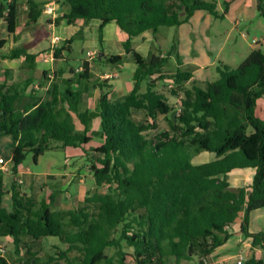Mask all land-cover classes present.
<instances>
[{
    "label": "trees",
    "instance_id": "1",
    "mask_svg": "<svg viewBox=\"0 0 264 264\" xmlns=\"http://www.w3.org/2000/svg\"><path fill=\"white\" fill-rule=\"evenodd\" d=\"M62 1L68 7L67 24L100 22L101 52L103 29L115 22L127 34L126 53L141 71L122 101L112 102L107 93L100 96L104 142L91 150L90 157L96 190L88 193L85 206L67 213L72 225L80 228L71 234L63 233L61 212L50 205L33 212L34 200L23 199L16 188L19 167L28 152L33 153L35 164L53 149L81 148L88 153L84 146L91 141V118L79 112L81 92L68 88L63 93L64 117L60 118L53 99L43 100L37 90L27 94L32 79L0 82V135L12 137L16 144L10 168L11 212L3 207L5 172H0V238L10 236L16 253L23 233L34 240L58 238L66 251L57 250L45 264H72L67 255L73 249L82 253L79 264H127L125 247L133 251V264H206L232 237L229 229L240 220V233L249 240L252 252L241 264H264L256 253H264V233L249 231L251 214L264 209V119L256 113L264 98V53L254 49L238 68L219 67L218 79L207 82L205 88H187L184 83L193 76L179 68L173 75L153 79L167 58L155 56L146 61L135 52L131 40L145 32L155 34L161 27L180 26L196 11L219 18L215 3L180 0L171 7L173 0ZM28 4V19L35 22L43 10L32 0ZM256 8L264 18V0H256ZM182 9L184 21L179 18ZM20 14L15 0H0V16L9 34H14ZM72 42L55 48L54 59H60L64 51L70 54ZM5 44L0 40V48ZM21 56L35 60L26 49H15L13 57ZM176 59L180 65L179 56ZM121 60V56L108 58L112 64ZM165 79L173 81L171 94L180 98L176 121L171 117L176 110L156 90L157 82ZM134 112L144 113L146 120L137 122ZM159 116H168L172 127L151 141ZM77 124L83 126L82 132ZM204 153L214 155V160L195 163L194 158ZM239 169H253L255 174L249 185L235 189L228 175ZM102 187H106L103 194L98 191ZM90 205L98 206L94 220ZM109 249L115 255H108ZM0 264L6 261L0 258Z\"/></svg>",
    "mask_w": 264,
    "mask_h": 264
},
{
    "label": "crops",
    "instance_id": "2",
    "mask_svg": "<svg viewBox=\"0 0 264 264\" xmlns=\"http://www.w3.org/2000/svg\"><path fill=\"white\" fill-rule=\"evenodd\" d=\"M10 1L11 0H9V2ZM15 1L19 6L20 11L22 9V10H26L27 12L26 15H23L21 11V14L18 19V25L14 34H9L7 24L3 19V17L0 16V40L6 41V44L2 48H0V82L7 84H14V83H20V81H24L25 79L26 80L32 79L34 82L35 79H40V81L43 82L45 79L48 80L47 77L45 76L43 77V74L47 73V76L51 77L50 71L51 72L53 71L54 75L52 77V81H48L47 84L50 85L53 82V80H55L62 84V89H60L62 93H64L68 88H71L73 91L81 92L79 112L87 113L88 116L91 118V122L89 123V133H88V137L91 138V141L88 145L84 146V149L88 151L90 148L92 150L94 148H98L102 146L104 139L102 137V130L100 125L101 122L99 117L100 96L102 94L107 93L109 99L112 102L122 101L132 91L135 83V78L137 74L141 71L139 65H137L135 61H133L130 58V56L126 53L125 43L128 39L127 34L124 33L115 22H111L107 24L103 29V51L101 52V47L98 41V27L100 24L98 20H92L90 22H84L82 20H79L76 23L69 25L67 24L64 18V15L68 11V7L67 5L63 4L62 0H56V1L32 0L36 4L40 5L42 10L46 5H50L53 2H55L56 11L54 12V14H47L44 11H42L41 17L37 21L30 22V20L28 19V10H29L28 2L30 0H15ZM20 5H22V7ZM227 10H228L227 12L224 11L225 16H230L231 12L234 10L235 11L234 13L235 14L238 13L240 16H242L245 22L251 21L252 19H262V17H260L257 13L256 0H229ZM42 16H46V24L40 23V19L42 18ZM203 17L205 19L207 18L206 15H204ZM234 25L235 27H237L239 25V22L236 21ZM254 29L255 30L262 29L264 34V22L258 20V26L257 28L255 27ZM241 35L242 37H245L244 32H241ZM76 38H78L81 41L82 43L81 51L83 54H86L87 58L84 60L82 59L78 67L76 68L71 67L70 72L67 74V72L61 69V67L56 68V64H59V62H63V61L68 62L69 59H73L72 57L74 54V50H76L75 49ZM70 39L73 40L72 44L70 45L71 53L68 54L67 52L64 51L60 59H54L53 57L54 49L62 47L65 41ZM32 41L34 42L33 43L34 45L30 49L26 48V51L29 55L35 56V60L33 62L27 61L25 56H21L19 58L13 57L15 49H22V48L25 49L23 45L30 44ZM131 42L135 52L139 54L146 61L149 60L151 57H155V56L160 58H167L163 48L169 46V41L167 39L166 33L164 32L160 33V29L155 34L152 32H145L140 36L132 38ZM160 44L163 46H160ZM253 44L254 46H251V49L250 51L247 52V54L249 52L251 53L254 49L257 48L264 53V51L262 50V48H264V35L261 36V38L254 37ZM223 47L224 44L221 45L219 49H217V52L215 53L216 57L221 53ZM89 52L95 53L96 56L90 59L88 56ZM101 53L104 54L103 57L99 56ZM176 53L180 57L181 55L180 49H176ZM208 53L210 55L212 54V52L210 51ZM112 56H121L122 60L120 62L112 64L108 62V58ZM194 56L196 57V59L201 60L200 52L198 53L194 51ZM196 59H193V61ZM169 62L173 64V71L165 70L164 64H168ZM180 62L181 64L178 65L177 59L175 60L173 57H169L167 62L164 63L163 66L160 68V71L155 72L153 78H157L160 75H173L176 73L178 68L183 70L182 68L184 62L182 61V59L180 60ZM214 62L215 61H213L212 58L210 59L209 62L208 60L204 62L201 61L192 62L194 67L190 69V71L183 70L185 72L191 73L193 76L192 79L189 80L188 82H185L184 85L187 88H190L188 84L190 82L193 83V86H196L198 82H201L199 84L202 85H205L207 82H212L206 80H210V78L212 80V78H214V75H212L211 72H207L208 70L210 71V67L213 66ZM222 64L226 65L224 63ZM115 68L128 71L130 73L128 75V79H124V80L121 79L118 72L114 70ZM201 71H206V74L204 76V78L206 79L205 81H203V78L196 77L197 74ZM110 73L117 75V77L111 80L105 79V75H108ZM53 90L55 92V97L60 99V102L58 101L57 110L63 111V106L65 105L63 96L60 95L57 89L54 88ZM43 100L48 101L51 99L43 98ZM257 112H258V107L256 109V113ZM135 113L137 112L133 113V118L135 116ZM77 128L79 132L83 131V126L81 124H77ZM15 145L16 144L14 141V146ZM74 149H78L77 151H79L80 149L81 150L80 153L82 155L86 153L81 148H74ZM89 154L93 156L92 151H90ZM204 154L209 155L208 153H204ZM204 154H201L200 156ZM77 156H79V153H77ZM73 157L74 155L69 156L68 158L69 160L66 161V165L63 166L64 172L62 170L58 173H53L52 171H49L42 174L43 178L39 179V181H43L42 182L43 185L41 189H38V185H37L38 183L36 178L33 177L27 183H25V181L21 179V175L23 173V168L21 165L19 167V174L17 176V182L19 185H17L16 190L17 191L22 190L23 191L22 195L26 198L28 197L29 199H32L31 197L33 195L40 198L41 200L40 202H43V204L41 205V209L44 206L50 205L54 211L61 212L62 215L65 210L67 213L70 210H74L75 208L66 209L67 205L72 204V202L75 199L78 201H82V203H84L86 197L89 196L88 193L90 189H94V186H92L90 189H86L83 186V188H79L75 193L72 191V185L75 182L81 185L85 184V176L82 173L80 174L78 172L79 166H77L78 168L75 166ZM73 163L75 167L72 168ZM254 174L255 171L253 169L234 170L228 175V181L232 188L236 189V188L246 187L251 183ZM24 184L28 186V188L31 190L32 192L31 196H28L27 193L24 191V186H23ZM5 191H6V186H5ZM5 197L6 195L4 196L3 199V207L6 209V211L11 212L12 210H8L4 206ZM60 205H62L61 206L62 208L60 207ZM41 209L35 208L33 212H36ZM240 223L241 221L239 220L237 224L233 225L232 228L229 229V232L234 237L233 238L231 237L232 239H229L226 244L218 248V249L221 248L225 249L226 246L227 247L232 246L231 252L233 250L234 253H232L233 255H231L230 257L225 258L226 264H228L227 263L228 261L229 264H233L232 261H235L234 258L235 257L238 258L239 256L243 255L244 250L250 247L249 240L247 239L245 240L240 233ZM249 231L251 233H258V232L264 233V209L258 210L251 214ZM21 238L23 244L19 247V253L15 252V248L14 250H11L10 247L6 248L8 242H13L10 236H3L0 238V247H3L5 249V255L2 258L6 261V264H26L25 262L26 260H28L27 258H32V257L35 258L37 257V259L39 260L42 254L41 252L37 253L36 248L37 250L40 248L45 250L44 253H46L48 257L46 262L49 260L50 257H54L56 255L57 250L66 251V245L62 243L58 238L45 237L39 240H34L30 236H27L26 237L27 239H25L23 238V235L21 236ZM233 239L235 241L231 244L230 241ZM51 249H55L56 253L54 252V250ZM218 249H216L211 256H213L214 254H218L219 253ZM229 251L230 250H227L225 253ZM25 253L27 255H25ZM9 254L14 255L13 258L11 259L12 262L8 259ZM235 254H237V256ZM67 256L72 264H79L82 259V253L76 249L71 250ZM33 262L36 263L35 260L32 261V264ZM217 262L223 263V260L220 261L218 260ZM64 263H65L64 261L60 262V264H64Z\"/></svg>",
    "mask_w": 264,
    "mask_h": 264
},
{
    "label": "rangeland",
    "instance_id": "3",
    "mask_svg": "<svg viewBox=\"0 0 264 264\" xmlns=\"http://www.w3.org/2000/svg\"><path fill=\"white\" fill-rule=\"evenodd\" d=\"M43 1V0H39ZM206 2L210 3H215L217 5V12L219 14V18H216L209 13L207 14L205 11H196L192 17L189 19L188 22H183L180 26H173V27H161L160 28V33L164 32L167 35V39L169 41V46L164 47L163 50L165 52V55L167 57V60L169 57H173L176 60V57L178 58V55L176 53V49H180L181 55H180V60L184 62L183 65V70L190 71L194 67L193 63L194 61L196 62H204L212 58L214 62L213 66L210 67V71L208 70L207 72H211L212 75H214V78H210V80H206L204 78L206 71H201L197 74L196 77L203 78V81H215L218 79L219 74H218V68L223 66L222 63L228 65L231 69H236L239 67V65L247 58L249 53L247 54L248 51H250L251 46H254L253 44V38L258 37L261 38L263 36V30L262 29H257L255 30L254 28L258 26V20L264 22V18L262 19H252L251 21L245 22L244 18L240 16L238 13L235 14L234 10L231 12L230 16H225V9H226V3L229 2V0H205ZM180 0H173L169 2V5L172 7L173 5L176 6L177 3H179ZM22 7V5H20ZM22 14L26 15V10H22ZM228 11V10H227ZM25 13V14H24ZM206 15L207 18L205 19L203 16ZM179 18L180 20L184 21L186 18L185 12L182 10L179 11ZM257 20V21H256ZM238 21L239 25L235 27V22ZM41 24H46V16H42L40 19ZM28 25V24H27ZM32 30V29H30ZM241 32H244L245 37H242ZM37 41V40H36ZM32 41L30 44L23 45L25 49H30L34 44ZM224 44V47L221 51V53L216 57L215 53L217 52V49L220 48L221 45ZM160 46H163L160 44ZM257 46V45H256ZM82 48V43L81 41L76 38L75 39V49L74 54H73V59H69L68 62L63 61L59 62V64H56V68L61 67L67 74L70 72V68H76L80 65L82 59H86L87 56L86 54H83L81 51ZM257 48V47H255ZM258 49V48H257ZM264 51V48H262ZM194 51L200 52L201 53V60L196 59L194 56ZM212 52L210 55L208 52ZM193 59H196L193 61ZM206 59V60H204ZM216 59V60H214ZM165 65V70H172L173 71V64L169 62L168 64ZM116 67V66H115ZM56 70V69H55ZM113 70V69H112ZM120 75L121 79H128V75L130 74L128 71L121 70L115 68ZM182 70V71H183ZM113 74V73H112ZM51 77H48V80H44L43 82L40 81V79H35V82L27 89V94L29 92H32V90H37L38 95L43 97V98H50L53 99L54 104L58 105V101L60 102V99L55 97V92L54 88L57 89V91L60 93V95L63 96V93L61 92L60 89H62V84L53 80V82L49 85L47 84L48 81H52L53 77V71H50ZM199 75V76H198ZM40 78V77H39ZM208 78V76H207ZM156 79V78H153ZM26 80V79H25ZM24 80V81H25ZM20 81V82H24ZM55 81V82H54ZM201 82H198L196 84L197 87L205 88V85L199 84ZM68 84V83H67ZM190 88H192L193 83H188ZM174 83L171 80L165 79L162 81L157 82V88L156 90L163 94L164 96L167 97L168 103L176 110V115L180 111L181 103H180V98L175 97L171 94V89L174 88ZM173 86V87H172ZM145 90V85H143L142 91ZM54 92V93H53ZM53 93V95H52ZM51 94V96H50ZM258 116L261 118H264V98L263 100L261 99L258 102ZM140 114V115H139ZM59 117H64V114L62 111L58 112ZM134 119L142 123L146 120L144 113L142 112H137L135 113ZM158 123V131L154 132L150 136V140L153 141L156 136L159 135V132H164V131H169L171 130L172 124L170 121V118L168 116H159L157 119ZM14 149V141L12 137L10 136H5V135H0V158L4 159L7 163L8 169L10 170L11 167V158H12V153ZM78 149L74 148H67V149H53L49 150L44 153L39 159L38 163H34L33 159V153L28 152L26 159L24 163L22 164L23 168V173L21 175V179L27 183L30 179L33 177L36 178L37 180V185L38 189H41L43 185V181H39V179H42L45 172L52 171L53 173H58L61 170L64 172V165H66V161H68L70 155H74V163L75 166H79V173L83 174L85 176V184H79L75 182L72 185V191L75 193L79 188H86L90 189L92 186H94V189H90V193L94 192L96 190V186L94 183V177H93V172L91 170V162H90V157L91 155L89 152L91 151V148L88 150V153H85L82 155ZM77 153H79V156H77ZM89 154V155H88ZM76 155V156H75ZM79 157V158H78ZM210 160H214V155H202L199 157L194 158L195 163H200V162H208ZM74 163L72 165V168L75 167ZM78 168V167H77ZM28 171V172H27ZM0 172H5L4 174V181H5V186H6V197H5V204L4 206L8 210H13V202L11 200V193H10V188H11V182H12V177L10 175V171H3L0 169ZM29 173V174H27ZM19 185V184H18ZM24 186V191L27 193L28 196L32 195L31 190L26 186ZM99 193L103 194L106 192V187H102L98 189ZM22 190L17 191L18 195L22 197L23 199L29 200L26 197L22 195ZM32 200L35 202V208L36 209H41V205L43 202H40V198L37 196H32ZM62 205H60L61 207ZM83 206H85V202L82 203V201L74 200L72 204L67 205L66 209H80ZM62 208V207H61ZM59 209V208H57ZM65 209V208H64ZM92 220H94L97 216L98 213V206L97 205H90V210H89ZM80 228L75 227L72 225L70 222V219L67 215L66 210L63 212V233L64 234H71L74 233V231L79 230ZM26 233H23V238H26ZM234 236H232L233 238ZM230 238V239H232ZM235 240H231L230 243L232 244ZM29 242V241H27ZM242 244V243H241ZM7 245V244H6ZM5 245V246H6ZM11 248V250H14V245L13 242H8V245L6 248ZM42 247V246H41ZM231 247L232 246H226L225 249L221 248L218 249V254H214L213 256H210L206 259V264H226V259L227 257H230L233 255L231 252ZM54 250L56 253L55 249ZM227 250H230L229 252L225 253ZM45 250L43 249H38L36 248V252L39 253L41 252V258L38 260L37 257H32V258H27L26 264H43L47 260V254L44 253ZM124 252L129 254L127 257V264H133L132 261V254L133 251L130 248L125 247ZM217 252V251H216ZM32 253V251H31ZM252 252H250V247L244 250L243 257H249ZM258 255V258H261L264 261V253L261 251L256 252ZM107 254L112 256L115 255L114 250H107ZM25 255H27L25 253ZM237 256V254H235ZM14 255L9 254L8 259L12 262V258ZM239 258V257H238ZM238 258L235 257L232 263L234 264L236 261H238ZM223 260V263H219L217 261ZM77 263V262H76ZM229 264V261L227 262ZM65 264V263H64ZM104 264V263H101ZM182 264H189L188 262H183ZM236 264V263H235Z\"/></svg>",
    "mask_w": 264,
    "mask_h": 264
},
{
    "label": "built area",
    "instance_id": "4",
    "mask_svg": "<svg viewBox=\"0 0 264 264\" xmlns=\"http://www.w3.org/2000/svg\"><path fill=\"white\" fill-rule=\"evenodd\" d=\"M55 7H56V4H55V2H53L50 5H46L43 8V11L45 13H47V14H54V12L56 11V8ZM88 56H89L90 59H92L93 57L96 56V54L93 53V52H89L88 53ZM116 77H117V75L112 74V73H110L108 75H105V79H107V80H111V79H114ZM0 169H2L3 171H10L8 169V167H7L6 161L4 159H2V158L0 159ZM4 255H5V249L3 247H0V258H2ZM243 261H244V257L241 255L238 258L237 264H241V262H243Z\"/></svg>",
    "mask_w": 264,
    "mask_h": 264
},
{
    "label": "water",
    "instance_id": "5",
    "mask_svg": "<svg viewBox=\"0 0 264 264\" xmlns=\"http://www.w3.org/2000/svg\"><path fill=\"white\" fill-rule=\"evenodd\" d=\"M99 56H100V57H103L104 54L101 53ZM171 117H172V119H173L174 121H176V112H173V113L171 114Z\"/></svg>",
    "mask_w": 264,
    "mask_h": 264
}]
</instances>
